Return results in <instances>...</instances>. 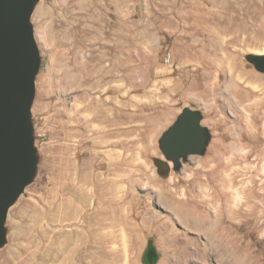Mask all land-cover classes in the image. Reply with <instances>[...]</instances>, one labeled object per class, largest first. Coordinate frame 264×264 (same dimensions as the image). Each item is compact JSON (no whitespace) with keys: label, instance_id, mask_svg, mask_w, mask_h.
Returning <instances> with one entry per match:
<instances>
[{"label":"rangeland","instance_id":"obj_1","mask_svg":"<svg viewBox=\"0 0 264 264\" xmlns=\"http://www.w3.org/2000/svg\"><path fill=\"white\" fill-rule=\"evenodd\" d=\"M30 22L35 165L0 264H144L150 246L157 264H264V73L247 60L264 0H37ZM223 54L253 85L240 100ZM185 108L210 138L175 168L159 142Z\"/></svg>","mask_w":264,"mask_h":264},{"label":"water","instance_id":"obj_2","mask_svg":"<svg viewBox=\"0 0 264 264\" xmlns=\"http://www.w3.org/2000/svg\"><path fill=\"white\" fill-rule=\"evenodd\" d=\"M37 0H0V247L5 243L9 209L30 183L35 165L34 139L28 122L40 56L30 22ZM247 60L264 73V56ZM209 134L202 114L185 108L160 139V149L175 168L192 155H203ZM153 246L143 263L157 264Z\"/></svg>","mask_w":264,"mask_h":264},{"label":"bare ground","instance_id":"obj_3","mask_svg":"<svg viewBox=\"0 0 264 264\" xmlns=\"http://www.w3.org/2000/svg\"><path fill=\"white\" fill-rule=\"evenodd\" d=\"M222 59H223V64H218V67L221 69V70H227V73H228V75H227V78L229 79V81H226L227 80V78H226V75H224L223 76V78H225L226 80H224V81H222L223 82V86H224V90H222L221 88V90L223 91V95L225 94L226 95V98H229L230 96H231V94L232 93H234V94H232V99L233 100H240L237 96V94H236V91L234 90V87H237L236 85L237 84H239V85H241V86H243V87H241L242 89H250L251 88V86H253L251 83L249 84V82H248V84L244 87V84L247 82V79H245L244 77H243V74H242V72H239L238 73V70H239V68H238V66L236 67V66H233V64L231 65L230 64V62H229V57L227 56V55H225V54H223L222 55ZM217 63V62H216ZM215 63V64H216ZM218 69V68H217ZM221 82V83H222ZM220 83V82H219ZM253 88H255V87H253ZM220 89L218 88V90H219V92H220ZM256 89V88H255ZM221 93V92H220ZM237 95V96H236ZM228 100V99H227ZM241 102V101H240ZM255 102H256V100H255ZM214 107V106H213ZM210 108V107H209ZM223 119H219V120H213L212 122H213V124H215V125H221V124H223V123H225V121L223 120ZM192 179V178H191ZM202 192H204V191H202ZM202 195H204V193L202 194ZM182 198H180V200H187V201H189V199H188V197H187V193L184 191L183 192V194H182V196H181ZM196 199V198H195ZM194 199H192V201H193ZM191 201V200H190ZM196 201V200H195ZM222 210V209H221ZM219 215V214H218ZM234 215V214H233ZM219 220V219H218ZM230 220V219H229ZM227 223V222H226ZM239 229H240V227H239ZM234 231H236V230H234ZM232 233V232H231Z\"/></svg>","mask_w":264,"mask_h":264}]
</instances>
